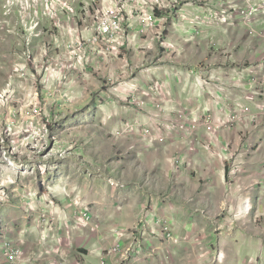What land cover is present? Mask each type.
Segmentation results:
<instances>
[{"label": "rangeland", "instance_id": "374dc122", "mask_svg": "<svg viewBox=\"0 0 264 264\" xmlns=\"http://www.w3.org/2000/svg\"><path fill=\"white\" fill-rule=\"evenodd\" d=\"M36 1L0 0V90L14 66L28 60L29 78L35 80L15 86L34 82L41 110L34 114L26 107L29 111L21 113L18 108L13 118L8 109L0 114V263L8 264L5 244L21 247L18 233L36 215L49 213L32 201L43 196L52 204L46 206L54 205L67 221L90 217L92 225L86 228L115 234L113 243L119 234L122 241L135 240L121 244L125 248L140 241L157 264H167L173 254L187 256L189 264H211L212 259L198 257L220 255L221 249L232 264H264V189L244 188L252 163L239 160L235 143L255 130L264 135V123L241 100L232 103V70L255 66L245 60L248 52L239 43L254 41L231 28L213 27L203 46L195 47L194 37L201 32L182 33L181 13L186 4L200 5L178 0L162 35L135 39L128 64L96 57L79 73L71 68L68 47L93 34L85 0H65L55 19L43 17L44 0ZM192 11L185 8L184 14ZM198 12L194 17L206 22V12ZM252 49L263 54L257 45ZM232 57L239 63L232 65ZM180 74H188L189 83L200 88L194 100L182 94ZM245 109L252 116L249 122L232 123ZM208 120L218 126L213 139L206 131ZM193 124L191 134L181 128ZM194 138L203 147L195 146ZM235 162L241 164L238 175H232ZM18 164L24 175L17 172ZM219 166L226 171L224 189L218 183ZM235 194L250 200L247 213L246 203H234Z\"/></svg>", "mask_w": 264, "mask_h": 264}, {"label": "built area", "instance_id": "2783aa9c", "mask_svg": "<svg viewBox=\"0 0 264 264\" xmlns=\"http://www.w3.org/2000/svg\"><path fill=\"white\" fill-rule=\"evenodd\" d=\"M29 0H27L28 2ZM33 3H39L36 0H32ZM79 2V0H77ZM88 1V2H87ZM74 3L76 0H73ZM63 3H67L65 0H44L41 10L42 16L50 19H55L61 16L60 9ZM54 4L55 9L52 12L49 8H52ZM178 4V0H85L83 1V11L91 18L93 26V34L90 36H84L82 39L76 38L68 48L72 51L69 54L71 68L79 71V73H85L87 66L95 60L100 58L105 63H116L123 59L125 51L134 47V41L139 36L147 35H162L160 30L165 31V26L172 20V15L175 6ZM186 4L185 6H190ZM199 7L191 5L198 14L199 10H204L207 14L206 22L198 19V16L194 17V25H211L215 28L222 29H236L243 31L246 36L256 42L259 46L264 48V0H198ZM11 6V4L9 5ZM75 7L76 5L73 4ZM183 11V10H182ZM75 10L68 9V13L73 14ZM37 14V13H36ZM188 14H182L181 18L184 22L188 20ZM24 23V22H23ZM138 29L136 30V27ZM59 28V27H58ZM71 34H75L74 31H70ZM156 33V34H155ZM161 37V36H160ZM56 40L60 44V35L57 34ZM158 41L163 42L161 38ZM152 44H149L151 48ZM168 47V46H167ZM167 47L164 46L166 49ZM26 57V55H25ZM23 64L15 65V72L9 76V80L5 87L0 90V114L6 109L9 110V115L15 117V109L22 111L24 108L33 109L34 114H39L41 110L37 108L38 95L34 86L35 83L31 82L30 87H16V81H34V77L28 75V60L22 62ZM261 66L264 67V51L261 59ZM61 78L62 76H58ZM20 88L23 95L18 92ZM24 96V97H22ZM23 98V99H22ZM15 104H18L15 107ZM261 110H264V105H260ZM244 114H237L233 117L232 123L236 120L244 119L247 123L252 118L249 114V109L244 110ZM196 125H192L188 128L181 126L186 133L191 134L195 130ZM217 125L215 122L210 123L206 121V131L213 139L217 131ZM212 143L206 145V149L210 151ZM6 154V153H4ZM2 165V164H1ZM12 167V163H9ZM18 164L16 166L17 172L22 173V169ZM24 167V166H23ZM241 164H232V175H238L241 172ZM3 200H6L4 191ZM91 218L84 215L80 220L83 221L85 227L92 225ZM53 220L46 219L45 223L49 226ZM136 251V247H123L121 244L115 245L105 252L102 257L101 264H107V259L118 258L121 262L130 261ZM23 249L9 242L3 247V257L8 264H20L22 260ZM32 259L27 258V261L31 263Z\"/></svg>", "mask_w": 264, "mask_h": 264}, {"label": "crops", "instance_id": "0c3cea01", "mask_svg": "<svg viewBox=\"0 0 264 264\" xmlns=\"http://www.w3.org/2000/svg\"><path fill=\"white\" fill-rule=\"evenodd\" d=\"M185 8H192L193 11L190 12L187 17L188 20L184 23L181 32L186 34L190 32H201L199 36L194 37L196 39H194V43H196L195 47H202L203 43H205V33L210 31V28L213 27L211 25H205L204 27L201 25L191 24V22L193 23V14L195 9L191 6H184L181 14L186 13ZM216 30H218V28H216ZM232 30L234 32L244 34L243 31H238L236 29ZM186 34L183 36L187 37L182 38L185 39L184 41L186 43H188L190 37ZM255 45L259 46L256 42L247 41L245 43H239V47H245L246 53L248 52L245 60H248L247 62L250 64H255V66H252L251 68L242 67V69L234 68L232 70V103L234 101L241 100L251 109L252 113L259 112V115H261L260 123H264V110L259 108L260 105H264V67L261 66L263 54L260 57L253 52L252 47ZM233 46L236 47L237 43L234 42ZM259 47L263 52L264 48L262 46ZM128 52H132V50L127 49L123 59L116 62V65L128 64ZM238 61H240L239 58L232 57V65L239 63ZM154 77H156V74H154ZM189 77L190 76L188 74H180V79L183 82L181 83L183 86L181 92L183 95L188 96L191 100H194L193 98L198 97L201 94V91L199 87L198 89L196 85L189 83ZM173 79L176 78H171V80ZM192 119L193 118H190L188 121ZM254 132L255 134H252L249 139L242 141L236 140L235 143L238 146L236 150L240 153L238 155L239 160L241 159L242 162L243 160H245V162L247 161L248 163H246V165L252 163V168H247L246 166L248 173L246 176L244 175L245 177L242 180L245 181V183H243L244 188L249 186L252 188L261 187L260 189L262 190L264 189V135L262 133H258L256 130ZM194 142L195 146L198 144L199 147H203V145H200V141L197 138H194ZM254 146H258L256 151H253ZM197 148L198 147H196V149ZM197 150H199V148ZM250 150H252V155L248 154ZM206 157L208 156L205 152L204 158ZM202 164H204L203 167L206 165L203 161ZM218 171V183L224 189V176L226 171H224L221 166H219ZM254 173H258L260 176V178L255 181L251 178V175ZM233 197L234 203H246L245 205H242L243 210L246 206H249L248 202L250 200L246 199L248 197L241 198L238 194H235ZM32 201L38 205H45L49 213H46L45 215H36L35 219H30L26 229H22L23 233H18L21 234L22 237L19 235L20 237L16 238H19L17 239L18 244L23 248L22 260L20 264H101L102 257L112 245L122 244L124 246L129 245L130 243H135V240L132 241L131 238L129 240L122 241L121 234L116 235V239L113 243L112 239H110L115 236L113 233L108 235L103 233L101 234L100 232L99 234L97 232H91L84 226L83 221L79 219L67 221L69 217L56 210L54 205L52 208L46 206L47 204H52L45 203L46 201L43 196L35 198L34 200L32 199ZM48 216L49 218L53 216V222L49 226L45 223ZM27 230V235H24ZM89 232L93 234H90ZM139 238H142L140 234ZM145 244H147V242ZM148 244L151 245L150 243ZM135 246L137 252L133 255L130 261L121 262L118 258H110L107 259V264H157L155 260L156 257L149 258L151 254H145V250L140 247V241H138ZM26 257H29L30 259L33 258V261L31 260L33 263L27 261ZM208 259H212L211 264H232V262H229V259L227 260L223 249L220 250V255H215L207 259H204V256L198 257V260H202V262ZM167 264L189 263L187 256L173 254Z\"/></svg>", "mask_w": 264, "mask_h": 264}, {"label": "bare ground", "instance_id": "6f19581e", "mask_svg": "<svg viewBox=\"0 0 264 264\" xmlns=\"http://www.w3.org/2000/svg\"><path fill=\"white\" fill-rule=\"evenodd\" d=\"M249 203V202H248ZM248 210H249V206H246L245 208H244V212H248Z\"/></svg>", "mask_w": 264, "mask_h": 264}]
</instances>
